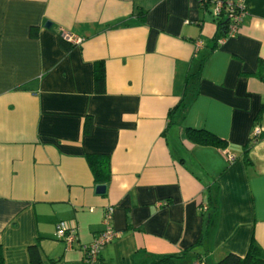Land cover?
<instances>
[{
    "label": "crops",
    "instance_id": "0c3cea01",
    "mask_svg": "<svg viewBox=\"0 0 264 264\" xmlns=\"http://www.w3.org/2000/svg\"><path fill=\"white\" fill-rule=\"evenodd\" d=\"M243 5L215 47L214 6L199 0H0L3 264H31L33 247L39 264H84L109 207L119 236L98 264H153L202 234L201 264L252 245L264 255V138L252 144L264 132V0ZM187 128L224 145L195 144ZM88 155L109 157L103 196ZM60 222L76 229L72 246L56 239Z\"/></svg>",
    "mask_w": 264,
    "mask_h": 264
},
{
    "label": "trees",
    "instance_id": "16d2710c",
    "mask_svg": "<svg viewBox=\"0 0 264 264\" xmlns=\"http://www.w3.org/2000/svg\"><path fill=\"white\" fill-rule=\"evenodd\" d=\"M217 23V32L213 37V42L215 43V47H218V41L227 36V28L228 21L224 19L222 15L219 17H214ZM61 40V39H60ZM61 45L64 46L65 49H68V43L64 40H61ZM94 85L97 93L104 92L105 86V69L104 64L102 62H98L96 64V68L94 70ZM187 92V91H186ZM188 108V93L184 94L179 103L169 112L168 116L171 119L175 116H183ZM88 119V118H87ZM85 122L84 131L87 133L90 129V120L88 119ZM185 134L188 140L194 142L198 145H206L210 144L215 147H223L224 142L218 136L213 133L206 131L204 129H193L187 128L185 130ZM264 138V132H260V135H254L252 138V144L260 141ZM246 154V153H245ZM87 164L90 168L95 187L98 185L108 186L110 181L111 172H110V160L108 156L105 155H88L86 157ZM209 205L211 208L213 206L212 199H209ZM203 243V234L200 235V238L196 242V244L187 250H183L179 255H171L166 256L153 264H193L194 261H197L198 264H201V254L197 251V248L200 247ZM199 250V249H198ZM37 255V249L35 247L30 248V260L31 264H39V257ZM192 256L191 259L186 260L188 257ZM191 260V262H190ZM0 264H3L1 248H0ZM217 264H264V255L256 246H251L249 248L248 253L244 257H239L233 254H228L223 257Z\"/></svg>",
    "mask_w": 264,
    "mask_h": 264
},
{
    "label": "built area",
    "instance_id": "2783aa9c",
    "mask_svg": "<svg viewBox=\"0 0 264 264\" xmlns=\"http://www.w3.org/2000/svg\"><path fill=\"white\" fill-rule=\"evenodd\" d=\"M199 2L205 7L209 5L214 6L212 11L213 16L219 17L222 15L224 19L228 21L226 37H232L236 33L237 28L246 12L243 5V0H199ZM62 37L67 42L73 44L80 43V40L75 39L68 33H63ZM226 37L220 39L218 43L222 44ZM260 132L261 130L257 129L254 132V135H260ZM112 215L113 208H107L102 222L103 230L91 244L82 247V252L84 254V264H98L101 250L119 236V234L115 232L112 227ZM76 233V229L66 222L58 223L55 228L56 239L65 242L68 246H72L76 242Z\"/></svg>",
    "mask_w": 264,
    "mask_h": 264
},
{
    "label": "water",
    "instance_id": "95a60500",
    "mask_svg": "<svg viewBox=\"0 0 264 264\" xmlns=\"http://www.w3.org/2000/svg\"><path fill=\"white\" fill-rule=\"evenodd\" d=\"M45 28H50V23L45 24ZM106 193V186L104 185H98L95 187V194L103 196Z\"/></svg>",
    "mask_w": 264,
    "mask_h": 264
},
{
    "label": "rangeland",
    "instance_id": "374dc122",
    "mask_svg": "<svg viewBox=\"0 0 264 264\" xmlns=\"http://www.w3.org/2000/svg\"><path fill=\"white\" fill-rule=\"evenodd\" d=\"M202 252V251H201Z\"/></svg>",
    "mask_w": 264,
    "mask_h": 264
}]
</instances>
